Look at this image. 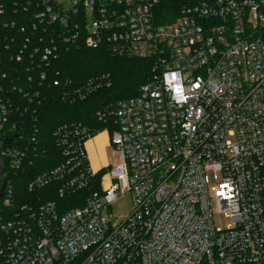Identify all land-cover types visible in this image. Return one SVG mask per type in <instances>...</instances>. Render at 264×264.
<instances>
[{
	"label": "built area",
	"instance_id": "2783aa9c",
	"mask_svg": "<svg viewBox=\"0 0 264 264\" xmlns=\"http://www.w3.org/2000/svg\"><path fill=\"white\" fill-rule=\"evenodd\" d=\"M11 1L34 8L32 32L149 59L152 76L136 97L96 113L115 126L119 152L99 189L86 150L97 132L79 123L54 130L61 161L26 187L59 200L87 190L82 205L64 209L61 201L18 202L11 176L40 152L13 119L15 97L31 104L40 92L7 86L10 73L0 72V264H264V0H182L164 25L157 0ZM58 53L49 39L41 62ZM110 85L105 74L79 86L52 82L67 103ZM124 195L131 211L117 219L109 207Z\"/></svg>",
	"mask_w": 264,
	"mask_h": 264
},
{
	"label": "trees",
	"instance_id": "16d2710c",
	"mask_svg": "<svg viewBox=\"0 0 264 264\" xmlns=\"http://www.w3.org/2000/svg\"><path fill=\"white\" fill-rule=\"evenodd\" d=\"M181 1L157 0L156 23L164 25L173 22L178 16ZM0 4L5 6V10L0 14V72L10 73L12 83L9 80L7 86L13 84L25 92H40L38 97L32 99L31 104L21 95L15 97L19 110L15 111L13 119L24 121L27 138L35 137L32 150L40 152L32 168H27L26 172H15L11 176L18 202L41 198L44 201H61L65 205L64 209L82 205L87 190L59 200L54 192L46 194L48 188L28 192L27 183L36 174L54 168L61 161L52 136L60 125L79 123L95 132L107 129L110 135L115 126L111 122L98 121L96 113L104 107L136 97L140 86L152 76V61L112 55L104 47L88 49L62 45L57 35L48 36L42 34V30L32 32L31 26L36 22L34 8L27 11L16 10L11 0H0ZM53 27L59 28L56 25ZM22 28L24 31H21ZM42 38L44 42L40 43ZM51 38L59 47V53L57 58H51L46 65L41 62V52ZM20 52V60L17 61L16 57ZM41 72H45L46 80L41 79ZM104 74L109 75L111 81L108 88L100 89L86 99L74 103H67L62 99L63 86H52L56 79L79 86L90 78ZM30 76L32 79L29 82ZM26 106L29 109L24 112L23 108ZM102 172L103 170H100L95 174L94 190L99 189Z\"/></svg>",
	"mask_w": 264,
	"mask_h": 264
},
{
	"label": "rangeland",
	"instance_id": "374dc122",
	"mask_svg": "<svg viewBox=\"0 0 264 264\" xmlns=\"http://www.w3.org/2000/svg\"><path fill=\"white\" fill-rule=\"evenodd\" d=\"M98 141L101 147H103L104 151L102 154V158L105 161V168L106 169H113L119 163V152L118 150L111 144L110 142V135L106 131L97 132L91 139L86 142V146L88 143L90 144L91 141ZM94 169V168H93ZM104 169L102 174L108 172V170ZM101 174V175H102ZM102 183V180L100 181ZM108 183V178L105 177L103 179L102 186L106 187ZM101 185V184H100ZM110 212L112 215L117 219H122L128 216L131 211V200L128 195H124L120 197L118 200L113 202L109 207ZM215 223L218 227L224 226V220L221 215H215Z\"/></svg>",
	"mask_w": 264,
	"mask_h": 264
},
{
	"label": "crops",
	"instance_id": "0c3cea01",
	"mask_svg": "<svg viewBox=\"0 0 264 264\" xmlns=\"http://www.w3.org/2000/svg\"><path fill=\"white\" fill-rule=\"evenodd\" d=\"M100 144L101 143H99L98 141L92 140L90 144L88 143V146H86L89 163L92 171L95 173H97L100 170L106 169L104 167L106 165L105 161L102 158L104 149L103 147L100 146Z\"/></svg>",
	"mask_w": 264,
	"mask_h": 264
},
{
	"label": "water",
	"instance_id": "95a60500",
	"mask_svg": "<svg viewBox=\"0 0 264 264\" xmlns=\"http://www.w3.org/2000/svg\"><path fill=\"white\" fill-rule=\"evenodd\" d=\"M0 180H1V176H0ZM2 189H3V186L0 187V194H1Z\"/></svg>",
	"mask_w": 264,
	"mask_h": 264
}]
</instances>
